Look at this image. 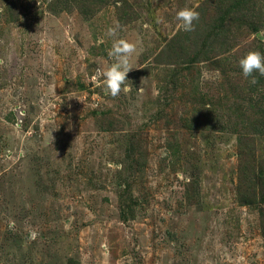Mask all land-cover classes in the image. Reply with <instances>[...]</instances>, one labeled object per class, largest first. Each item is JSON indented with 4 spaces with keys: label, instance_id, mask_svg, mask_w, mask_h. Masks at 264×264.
<instances>
[{
    "label": "rangeland",
    "instance_id": "rangeland-1",
    "mask_svg": "<svg viewBox=\"0 0 264 264\" xmlns=\"http://www.w3.org/2000/svg\"><path fill=\"white\" fill-rule=\"evenodd\" d=\"M118 39L139 54L114 98ZM249 51L264 0H0V264H264Z\"/></svg>",
    "mask_w": 264,
    "mask_h": 264
},
{
    "label": "clouds",
    "instance_id": "clouds-1",
    "mask_svg": "<svg viewBox=\"0 0 264 264\" xmlns=\"http://www.w3.org/2000/svg\"><path fill=\"white\" fill-rule=\"evenodd\" d=\"M176 19L180 22L179 27L185 32H191L195 29L194 22L199 20V13L193 8H183L176 14ZM163 22V18H158L157 23ZM118 22L110 27L107 31L109 37H115L119 29ZM138 47L136 43L129 42L124 39L115 40L109 56L114 59V63L102 72L97 73V78H103L104 87L107 94L112 97H117L123 90V86L128 81L126 79L127 74L134 69L132 58L134 55H138ZM11 58L9 57V60ZM4 60H0V65H3ZM239 67L242 70V75L245 78L251 77L250 83L255 84L257 82L254 73H258L260 76H264V54L259 51H249L243 58L239 60ZM35 233H32V237L35 238Z\"/></svg>",
    "mask_w": 264,
    "mask_h": 264
},
{
    "label": "trees",
    "instance_id": "trees-1",
    "mask_svg": "<svg viewBox=\"0 0 264 264\" xmlns=\"http://www.w3.org/2000/svg\"><path fill=\"white\" fill-rule=\"evenodd\" d=\"M261 79H262V77H261ZM263 84V83H262ZM257 107H259V108H261V106L259 105V106H257ZM257 107H253L252 106V104L249 106V108H251V109H254L255 110V108H257ZM247 109V108H246ZM248 121V123L253 127V125L251 124L252 122H251V119H248L247 120ZM243 125V124H242ZM245 127V126H244ZM252 130L254 131L253 133H257V134H259V129H258V127H255L254 126V128H252ZM239 131V130H238ZM241 131V130H240ZM239 133V132H238ZM241 133V132H240ZM247 132H242L241 134H246Z\"/></svg>",
    "mask_w": 264,
    "mask_h": 264
}]
</instances>
